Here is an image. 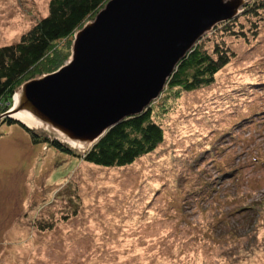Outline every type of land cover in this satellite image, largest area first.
<instances>
[{
  "label": "rangeland",
  "instance_id": "rangeland-1",
  "mask_svg": "<svg viewBox=\"0 0 264 264\" xmlns=\"http://www.w3.org/2000/svg\"><path fill=\"white\" fill-rule=\"evenodd\" d=\"M48 1L0 0V46ZM253 20L240 17L244 37L222 24L202 36L209 50L226 42L229 64L208 87L163 89L150 105L163 142L130 165L1 125L0 264H264V21L253 35Z\"/></svg>",
  "mask_w": 264,
  "mask_h": 264
},
{
  "label": "water",
  "instance_id": "water-1",
  "mask_svg": "<svg viewBox=\"0 0 264 264\" xmlns=\"http://www.w3.org/2000/svg\"><path fill=\"white\" fill-rule=\"evenodd\" d=\"M244 4L109 0L75 32L71 55L61 67L17 89V110H27L49 126L45 131L50 140L60 142V132L88 145L86 151L108 129L145 111L202 36L238 16ZM12 108L0 119L9 117L26 126L11 116Z\"/></svg>",
  "mask_w": 264,
  "mask_h": 264
},
{
  "label": "trees",
  "instance_id": "trees-1",
  "mask_svg": "<svg viewBox=\"0 0 264 264\" xmlns=\"http://www.w3.org/2000/svg\"><path fill=\"white\" fill-rule=\"evenodd\" d=\"M107 1L49 0L46 16L21 34L16 43L0 46V115L11 107L14 92L24 82L54 72L68 60L75 32L87 21L93 20ZM242 16L247 20L254 18L250 32L255 35L258 23L264 21V0L245 3L242 13L221 23L220 31L225 32V35L244 37L242 28L235 30L241 25L238 21ZM222 41L215 42L211 50L206 47L205 41L197 42L168 78L166 92L188 93L213 84L215 75L229 64L232 57L226 42ZM1 125H18L30 135L32 143H46L82 161L102 167L130 165L137 158L154 151L164 139V129L154 118L153 106L108 129L82 154L74 153L57 140L40 136L12 118L0 119ZM49 227L37 226L39 230Z\"/></svg>",
  "mask_w": 264,
  "mask_h": 264
},
{
  "label": "bare ground",
  "instance_id": "bare-ground-1",
  "mask_svg": "<svg viewBox=\"0 0 264 264\" xmlns=\"http://www.w3.org/2000/svg\"><path fill=\"white\" fill-rule=\"evenodd\" d=\"M21 99V90H17L13 95V108L11 111V116L15 119L20 120L23 122L27 127L29 128H36V129H44V130H50L51 128L49 126H46L41 120H39L37 117H35L33 114L28 112L27 110H17V106ZM58 135L61 137L63 141L70 144L73 147H76L79 150H85L88 145H84L82 142L77 140H71L64 136L62 133L57 132Z\"/></svg>",
  "mask_w": 264,
  "mask_h": 264
}]
</instances>
